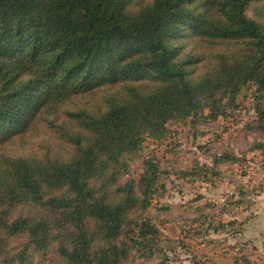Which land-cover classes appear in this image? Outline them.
Masks as SVG:
<instances>
[{
    "label": "trees",
    "instance_id": "trees-1",
    "mask_svg": "<svg viewBox=\"0 0 264 264\" xmlns=\"http://www.w3.org/2000/svg\"><path fill=\"white\" fill-rule=\"evenodd\" d=\"M255 1L0 0V264H167L163 220L148 210L161 165L148 161L134 179L129 161L171 120L227 116L245 86L261 96L264 19L247 13ZM187 34L219 48L196 80L200 58L175 44ZM96 95L92 108H68ZM256 111L264 126L262 102ZM40 123L57 142L7 149ZM203 172L220 174L198 163L183 173ZM198 199L206 203L185 232L203 236L198 244H212L213 233L236 237L253 219L238 215L248 206L234 194L221 205ZM237 253L232 264H252Z\"/></svg>",
    "mask_w": 264,
    "mask_h": 264
},
{
    "label": "rangeland",
    "instance_id": "rangeland-1",
    "mask_svg": "<svg viewBox=\"0 0 264 264\" xmlns=\"http://www.w3.org/2000/svg\"><path fill=\"white\" fill-rule=\"evenodd\" d=\"M149 1L144 0V4ZM247 13L255 19L263 20L264 0L250 4ZM175 44L180 46L181 56L191 52L200 58L190 68L195 80L211 70L217 61L215 53L219 48L196 46L192 35L180 37ZM255 90V86L243 87L235 104L228 108L227 116L195 124L185 120L167 122L164 137L148 136L143 142L142 155L129 161V177L134 179H138L143 170L145 172L148 161H158L161 165L156 185L158 191L151 197L148 210L163 220H156V223L161 231L160 247L170 257L167 264H204L200 257L202 254H211L214 260L218 259L224 264L230 262L227 254H234L236 247L247 250L246 254L255 251L254 243L261 242L264 247V147L257 146L264 143V126L256 111L259 102L264 104V90L260 92V97L254 96ZM98 101V95L87 97L75 101L68 108H92ZM53 134L47 123H40L38 129L27 134L24 145H7V149L14 154L40 152L48 144L47 141L57 142ZM223 154H229L230 158L217 159ZM197 163L206 164L220 174L216 176L208 173L204 176L203 172L199 177L183 173L193 170ZM232 194L236 198H244L243 207L248 206V210L239 209L238 215H252L251 222L242 227L243 236L239 237L245 240L249 238V243V240L235 242L231 238L233 236L226 233H213L211 237L215 241L212 244H198L203 236H194L193 240L185 236L190 219L198 215L196 206L206 203V199L197 200L200 195L221 205ZM134 264L141 263L135 261ZM144 264L158 262L151 260Z\"/></svg>",
    "mask_w": 264,
    "mask_h": 264
},
{
    "label": "crops",
    "instance_id": "crops-1",
    "mask_svg": "<svg viewBox=\"0 0 264 264\" xmlns=\"http://www.w3.org/2000/svg\"><path fill=\"white\" fill-rule=\"evenodd\" d=\"M240 236H243V234L240 233L238 237H231V238H233L234 240H236L235 242H237V241L238 242H240V241H248L249 240L248 241V243H249L251 241L249 238H246V240L245 239H242V238L239 239ZM254 246L256 247V249H255V251L249 252V254H247L248 255V258L251 260L252 264H264V247H263L262 243L261 242L260 243L257 242V244L254 243ZM257 248H258V250H257ZM239 249H241V248H237L236 247V248H234V251L236 250V252L234 254L231 255L232 252H230L229 254H227V255L230 256V262L224 263V264H232L233 261H234V259H235V257L238 255L237 250H239ZM242 249L244 250V248H242ZM244 252L245 253L246 252L248 253L247 250L244 251ZM200 257H202V260L205 262L204 264H223L218 259H215L214 260V258H213V256L211 254H202V256H200Z\"/></svg>",
    "mask_w": 264,
    "mask_h": 264
}]
</instances>
